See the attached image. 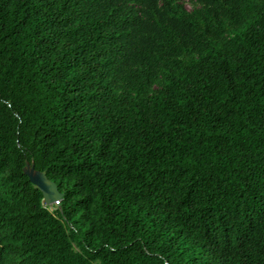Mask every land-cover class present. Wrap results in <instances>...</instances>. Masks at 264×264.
<instances>
[{
	"label": "trees",
	"instance_id": "trees-1",
	"mask_svg": "<svg viewBox=\"0 0 264 264\" xmlns=\"http://www.w3.org/2000/svg\"><path fill=\"white\" fill-rule=\"evenodd\" d=\"M196 4L0 0V264H264V0Z\"/></svg>",
	"mask_w": 264,
	"mask_h": 264
},
{
	"label": "water",
	"instance_id": "water-1",
	"mask_svg": "<svg viewBox=\"0 0 264 264\" xmlns=\"http://www.w3.org/2000/svg\"><path fill=\"white\" fill-rule=\"evenodd\" d=\"M24 173L30 179V182L38 189L44 196L43 205L45 207L60 203L64 195L60 192L57 184L51 181L46 172L36 170L35 164L27 163Z\"/></svg>",
	"mask_w": 264,
	"mask_h": 264
},
{
	"label": "rangeland",
	"instance_id": "rangeland-1",
	"mask_svg": "<svg viewBox=\"0 0 264 264\" xmlns=\"http://www.w3.org/2000/svg\"><path fill=\"white\" fill-rule=\"evenodd\" d=\"M179 1L182 4H184L189 9V11H193L197 7L196 0H179ZM160 89H161L160 86L155 87V91H159ZM47 208L54 213L56 210H58L59 207L57 204H53L47 206Z\"/></svg>",
	"mask_w": 264,
	"mask_h": 264
}]
</instances>
